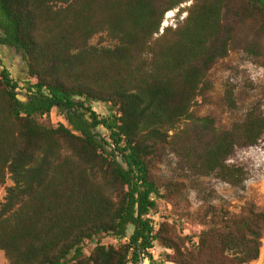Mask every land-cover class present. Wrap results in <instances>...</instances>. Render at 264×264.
I'll return each instance as SVG.
<instances>
[{
	"label": "trees",
	"instance_id": "1",
	"mask_svg": "<svg viewBox=\"0 0 264 264\" xmlns=\"http://www.w3.org/2000/svg\"><path fill=\"white\" fill-rule=\"evenodd\" d=\"M247 1L264 20V0ZM175 10L176 23L162 27ZM240 23L258 20L234 0H0V47L27 73L21 86L0 59V187L12 182L0 204L7 264H154L156 242L173 264L260 259L264 207L212 211L187 247L150 217L162 198L151 171L166 149L198 178L234 189L247 181L246 169L228 162L237 148L258 146L263 114L251 109L229 130L195 115ZM54 110L63 123H45Z\"/></svg>",
	"mask_w": 264,
	"mask_h": 264
},
{
	"label": "rangeland",
	"instance_id": "2",
	"mask_svg": "<svg viewBox=\"0 0 264 264\" xmlns=\"http://www.w3.org/2000/svg\"><path fill=\"white\" fill-rule=\"evenodd\" d=\"M234 4L236 10H247L251 17L258 20V24H233L235 45L226 59L211 67L208 74L211 89L205 98L200 100L195 112L197 117H208L214 121L217 128L225 130L231 129L233 124L251 109H256L264 116L263 16L247 0H234ZM189 6L190 3L185 4L181 9ZM177 12H168L162 27L174 25ZM182 16L184 18L185 14ZM248 18L249 16H246L244 20ZM99 42L100 39H94L95 44ZM0 59L13 78L23 86L27 81V73L21 58L2 48ZM20 98L25 101L24 97ZM93 110L101 116L107 115L103 104H94ZM44 121L51 125L63 123L55 110ZM228 163L246 169L247 181L241 188L234 189L215 176L198 178L184 159L170 149L159 154L151 175L160 189L162 198L157 200V210L150 217L156 225V230L160 226L164 227L163 237H172L178 240L180 246L187 247L189 241H196L197 237L208 229L212 211L236 215L246 205L264 207V180H257L259 166H264V137L258 146L237 148ZM9 186H12L10 180L5 187H0V204L4 201L5 189ZM102 242L106 246L118 245L117 241L111 238L103 239ZM93 248V244H88L86 254ZM151 253L154 264H173L165 260L166 255H171L172 251L161 242L154 244ZM0 264H7L2 252Z\"/></svg>",
	"mask_w": 264,
	"mask_h": 264
},
{
	"label": "built area",
	"instance_id": "3",
	"mask_svg": "<svg viewBox=\"0 0 264 264\" xmlns=\"http://www.w3.org/2000/svg\"><path fill=\"white\" fill-rule=\"evenodd\" d=\"M257 180H264V166H261V165L259 166ZM139 264H149V262L147 259H145L144 261L140 262Z\"/></svg>",
	"mask_w": 264,
	"mask_h": 264
},
{
	"label": "crops",
	"instance_id": "4",
	"mask_svg": "<svg viewBox=\"0 0 264 264\" xmlns=\"http://www.w3.org/2000/svg\"><path fill=\"white\" fill-rule=\"evenodd\" d=\"M2 48L0 47V49H2ZM254 264H264V241H263V246H262V250H261L260 259Z\"/></svg>",
	"mask_w": 264,
	"mask_h": 264
}]
</instances>
